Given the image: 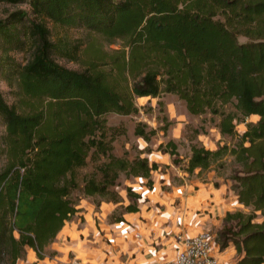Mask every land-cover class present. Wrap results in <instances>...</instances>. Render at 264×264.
<instances>
[{
	"label": "trees",
	"instance_id": "1",
	"mask_svg": "<svg viewBox=\"0 0 264 264\" xmlns=\"http://www.w3.org/2000/svg\"><path fill=\"white\" fill-rule=\"evenodd\" d=\"M0 4L29 8L0 19V79L14 88V104L0 93L5 127L0 140V264H17L27 248L41 259L78 211L74 192L99 206L122 203L115 190L121 176L145 179L152 187L158 165L141 156H115L113 144L125 132L110 126L106 117L135 116V98L165 94L181 101L192 117L208 115L220 136L235 141L214 150L190 142L183 172L216 171L231 158L237 167L229 176L231 190L250 213L225 215V223L237 229L226 243L231 241L240 255L236 264H264V0ZM45 22L83 29L122 48L106 54L95 43L80 50L79 42L70 46L62 38L53 40ZM13 54L27 59L19 63ZM58 59L81 63L82 70L67 69ZM252 115L258 117L255 123L248 121ZM243 123L239 133L236 126ZM134 134L149 141L155 131L137 124ZM159 149L173 166L181 163L173 141ZM125 191L130 203L112 213V223L138 211L139 195Z\"/></svg>",
	"mask_w": 264,
	"mask_h": 264
},
{
	"label": "crops",
	"instance_id": "2",
	"mask_svg": "<svg viewBox=\"0 0 264 264\" xmlns=\"http://www.w3.org/2000/svg\"><path fill=\"white\" fill-rule=\"evenodd\" d=\"M252 117L257 116H250V121ZM209 147L205 148L214 150L212 142ZM166 156L161 160L141 156L159 169L151 174V188L142 178L127 183L126 188L140 198L136 201L137 212L123 213L124 222L112 223L110 217L120 205L130 203L125 189L119 192L120 204L102 202L95 206L89 199L80 200L77 213L46 247L42 258L27 248L25 258L17 264H163L176 257L180 246L177 237L190 238L209 230L216 238L225 215L235 212L233 205L242 206L230 184L219 182L214 173L202 177L204 173L198 174V169L192 176L177 172L179 178L174 180L170 175L176 167ZM162 166L169 167L166 173L161 171ZM219 247L216 246L218 261L236 264L240 255L233 243L228 241Z\"/></svg>",
	"mask_w": 264,
	"mask_h": 264
},
{
	"label": "rangeland",
	"instance_id": "3",
	"mask_svg": "<svg viewBox=\"0 0 264 264\" xmlns=\"http://www.w3.org/2000/svg\"><path fill=\"white\" fill-rule=\"evenodd\" d=\"M17 10H25L29 12V8L25 5L12 6L8 4H0V19L5 18L10 13ZM31 18L34 17L31 15ZM48 29L51 32V38L54 40L56 38H62L67 40L69 45H76L79 42L80 50L88 48L90 45L97 43L100 45L102 50L106 54H112L115 51L121 50L120 43H110L107 40L102 39L100 36L89 33L83 29L74 28H60L53 26L50 22H45ZM239 42H246L247 40L243 37H238ZM15 60L19 63L25 62L27 56L24 54H13ZM58 64L70 69V70H82L81 63L66 61L63 59L57 60ZM80 62V61H79ZM0 93L8 104H14V88L9 85V83L0 79ZM135 105L139 109V113L135 116H117L114 114L107 115L106 119L110 126L117 127L124 130V135L118 137L114 146V155L117 157H125L126 159L133 160L138 156H150L157 158L167 157L163 150H160V146H165L168 141H173L176 144L177 152L181 159V163L176 167L174 173L170 175L174 180H177V172L182 173L187 165V158L189 156L190 142H196L204 147H209V143L212 142L213 149L217 146L224 144L231 145L235 141L226 136H220L218 131L214 128L213 123H210L209 116L192 117L187 114L184 104L179 101L175 96L172 95H162L158 98H135ZM165 118L166 121H163ZM250 119V118H249ZM255 123L258 117H252V121ZM169 122L170 125L167 127L166 131L163 132V128ZM137 124L145 125V131H155V135L151 136L149 141H144L142 138L134 134V129ZM245 123L236 126V130L242 133L245 130ZM194 130L199 133L195 135ZM5 134V127L2 122H0V140ZM164 148V147H163ZM210 148V147H209ZM150 162L152 161L148 157ZM172 163V158L168 157ZM173 165V164H172ZM161 166V165H159ZM169 169L167 166H162L161 171L165 172V169ZM236 165L231 162V158H226L223 168L216 169L218 171L219 182L230 184V189L232 182L229 180V176L233 170H235ZM215 169V168H213ZM90 170V167L81 171L85 173ZM215 170H210L204 174L207 178L209 173H216ZM169 172V171H168ZM216 175V174H215ZM172 178V179H173ZM133 178H125L121 176L118 181V186L115 188L118 192L124 191L128 182L133 181ZM229 196V195H228ZM82 195L78 192L72 194V198L80 201L87 200V198H81ZM81 198V199H80ZM80 199V200H79ZM92 201L91 199H89ZM232 211L239 210L245 214L250 213V209H245L242 206L233 205ZM255 222H260L259 213ZM236 228L233 222L221 223L216 231V238H214L217 247L223 246L228 239H232L236 232ZM212 234V233H211ZM220 249V247H219Z\"/></svg>",
	"mask_w": 264,
	"mask_h": 264
},
{
	"label": "built area",
	"instance_id": "4",
	"mask_svg": "<svg viewBox=\"0 0 264 264\" xmlns=\"http://www.w3.org/2000/svg\"><path fill=\"white\" fill-rule=\"evenodd\" d=\"M179 248L174 259L163 264H221L217 259L214 238L209 230L184 238L177 237Z\"/></svg>",
	"mask_w": 264,
	"mask_h": 264
}]
</instances>
